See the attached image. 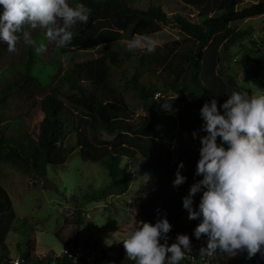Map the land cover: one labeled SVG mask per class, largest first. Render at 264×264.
I'll use <instances>...</instances> for the list:
<instances>
[{
  "label": "trees",
  "instance_id": "16d2710c",
  "mask_svg": "<svg viewBox=\"0 0 264 264\" xmlns=\"http://www.w3.org/2000/svg\"><path fill=\"white\" fill-rule=\"evenodd\" d=\"M145 1L70 0L73 6L84 4L91 15L87 24L74 29L69 47L57 50L40 28L32 30V36L37 45H47L45 53L36 55L21 40L23 57L9 69V79L0 82V161L46 177L49 168L67 163L66 157L53 146L57 138H65L73 151L79 150L83 162L101 164L109 170L110 186L100 196L87 198L97 202L111 191L124 192L121 163L125 158L139 156L156 181L154 196L146 204V218L155 223L158 218L168 217L173 227L188 215L183 198L189 193L191 182L203 178L196 175L190 162L182 172L186 182L179 187L173 185L175 174L170 170L176 169L175 155L181 159L188 156L179 131L207 135L199 131L204 124L201 108L212 99L222 105L228 94L235 91L236 82L227 74L224 63L230 47L245 35L234 32L231 26L264 16V2L239 10L240 3L257 0H180L197 12V21L193 22L187 16H169L159 0ZM169 23L176 24L192 45L173 42L151 55L141 50L124 55L116 50L107 51L108 46L126 38L156 34ZM95 48L103 52L97 59L70 62L66 69L60 64L63 57ZM4 52L5 46L0 44V62ZM50 53L52 61L47 63L43 58ZM169 97L173 99L165 103L164 99ZM26 103L30 108L36 106L31 109L35 115L43 113L50 121L38 142L30 137L24 117L10 118V109H20ZM138 109L143 110L144 116H135ZM107 135L114 139L104 140ZM200 199L195 195L196 209ZM81 205L75 211L79 228L85 218ZM17 218L11 197L0 185V264L8 261V239ZM186 234L191 240V256L198 264L206 263L199 250L207 236L197 239L194 230ZM82 245L96 253L100 251L97 240H84ZM32 253L33 246L28 244L25 263L44 264L32 260ZM254 257L264 260V250ZM57 263L75 264L67 257ZM98 264L135 262L128 260L126 253L111 258L101 252ZM181 264L192 263L183 260Z\"/></svg>",
  "mask_w": 264,
  "mask_h": 264
},
{
  "label": "rangeland",
  "instance_id": "374dc122",
  "mask_svg": "<svg viewBox=\"0 0 264 264\" xmlns=\"http://www.w3.org/2000/svg\"><path fill=\"white\" fill-rule=\"evenodd\" d=\"M260 2L264 0L240 3L238 9L242 10ZM145 3L148 1L146 0ZM158 3L169 16L182 15L190 17L193 22L197 21V12L180 0H159ZM231 29L245 35L243 39L230 47L224 63L227 74L236 82L234 90H246L250 95L264 94V16L236 22L232 24ZM150 36L160 41V47L173 42L192 45V42L185 40L187 36L174 23L162 25L158 33ZM131 39L126 38L117 45H110L107 51L116 50L122 55L139 51L140 49L129 51L126 48L125 42ZM220 40L221 37H218L217 41ZM0 44L5 46L0 62L1 82L9 79L7 78L10 77L9 69L18 65L23 53L19 44L14 53L7 51L6 42L0 41ZM102 53L98 48L90 49L63 57L60 59V64L66 69L70 62L78 64L88 59H97ZM43 59L50 63L51 53ZM170 99L173 97L165 98L164 102ZM26 104L27 106L20 109L17 106L10 109L12 113L10 118L24 117L30 137L34 142H38L50 121L45 114L35 115L31 111L36 106L30 108L29 104ZM134 114L136 117L144 116L142 109L136 110ZM192 134L193 132L179 131L188 156H182L184 159H181L175 155L176 169L170 170L174 174L180 162L184 163L181 173L190 165L188 164L190 162L191 166L197 168L201 142L199 138H193ZM103 138L104 140L114 139L108 135ZM69 144L65 138L61 137L54 141L53 146L66 157L67 163L49 168L46 177L0 161V185L11 197L18 217L15 230L11 232L8 239L10 251L6 264H12V261L17 258L24 259L27 256L28 244L33 246L32 260L38 259L46 264L45 259L61 254L66 245L80 244L88 239L98 241L99 254L102 252L103 255L116 258L119 254L126 253L123 240L127 234L134 231L141 222H150L146 218V204L154 196L156 181L139 156L132 160L125 158L121 163L126 184L124 192L111 191L104 200L91 202L87 201L88 197H98L110 186L109 170L101 164L83 162L78 155L79 150L73 151ZM194 183L195 181L191 182V185ZM196 196L201 197L202 192L197 193ZM79 205L85 210L84 224L81 228L76 225L78 218L75 215L76 207ZM188 215L177 220L171 232L168 233L169 245L175 242L179 234L195 230L201 222L202 218L190 220ZM206 245L207 240L201 242L200 247H206ZM191 251L184 260L198 264L191 256ZM205 259L207 262L204 264H264L263 259L255 257L249 259L246 251L229 256L217 250L216 256L205 257Z\"/></svg>",
  "mask_w": 264,
  "mask_h": 264
},
{
  "label": "clouds",
  "instance_id": "9594fccd",
  "mask_svg": "<svg viewBox=\"0 0 264 264\" xmlns=\"http://www.w3.org/2000/svg\"><path fill=\"white\" fill-rule=\"evenodd\" d=\"M90 15L88 7L73 6L70 0H0V41L6 42L9 53L16 52L22 40L41 55L47 45H37L32 36V30L40 28L49 43L64 49L72 44L77 25L87 24ZM125 46L151 55L161 43L143 35L127 40ZM200 111L204 124L199 131L207 135H192L201 142L196 175L203 178L183 198L188 218H202L194 235L197 239L206 235L207 245L201 246L199 255L210 258L219 250L235 256L246 251L251 259L264 250V94L232 91L222 105L212 99ZM183 168L180 162L175 187L187 180ZM201 192L197 210L194 197ZM171 229L166 217L154 224L141 222L123 240L127 259L135 264H181L192 249L191 240L179 234L169 245Z\"/></svg>",
  "mask_w": 264,
  "mask_h": 264
},
{
  "label": "built area",
  "instance_id": "2783aa9c",
  "mask_svg": "<svg viewBox=\"0 0 264 264\" xmlns=\"http://www.w3.org/2000/svg\"><path fill=\"white\" fill-rule=\"evenodd\" d=\"M63 257L72 259L75 264H98L101 254L96 253L92 249H85L82 243H72L65 246L61 254L51 257L46 264H58L57 260ZM12 264H28L23 259L17 258L12 261Z\"/></svg>",
  "mask_w": 264,
  "mask_h": 264
}]
</instances>
